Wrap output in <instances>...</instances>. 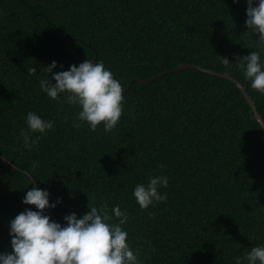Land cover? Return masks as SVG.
Masks as SVG:
<instances>
[{"label":"trees","instance_id":"trees-1","mask_svg":"<svg viewBox=\"0 0 264 264\" xmlns=\"http://www.w3.org/2000/svg\"><path fill=\"white\" fill-rule=\"evenodd\" d=\"M246 8V0H0V252L12 251L10 220L35 209L22 202L32 179L51 200L62 197L48 209L61 224L104 200L126 208L142 264H235L264 244V129L234 82L198 69L135 81L108 132L73 127L78 108L38 83L51 61L67 69L95 53L124 90L195 64L229 72L264 116V93L236 64L259 36L247 32ZM32 111L54 128L28 151L21 133ZM159 174L170 177L160 189L167 200L141 208L134 186Z\"/></svg>","mask_w":264,"mask_h":264},{"label":"clouds","instance_id":"clouds-1","mask_svg":"<svg viewBox=\"0 0 264 264\" xmlns=\"http://www.w3.org/2000/svg\"><path fill=\"white\" fill-rule=\"evenodd\" d=\"M239 3L240 0H234ZM247 32L259 33L256 51L237 57V66L250 81L251 88L264 93V0H246ZM225 65L230 60L223 57ZM60 68V71H53ZM39 88L49 98L78 108L72 126L79 128L86 123L95 131L98 125L108 132L118 124L126 102L124 88L112 70L97 59H85L67 69L53 60L42 71ZM37 68L30 69L37 76ZM51 74V76H49ZM55 81V82H53ZM257 119V118H256ZM264 126V116L257 119ZM54 128L52 119L36 111L27 116L26 130L21 133L24 149L32 151L43 135ZM39 133V135H35ZM163 168V164H157ZM165 174L150 175L146 182L136 183L132 190L141 208L155 207L167 200L161 188L169 185ZM22 202L34 205L19 212L9 222L10 252H0V264H142L141 251L133 248L129 233L124 227L129 213L119 203L110 205L104 200L99 205H88L89 211L78 215L70 212L64 216L66 223L52 219L48 209H55L62 197L51 200L48 189L28 187ZM235 264H264V244L253 245L250 250L234 257Z\"/></svg>","mask_w":264,"mask_h":264},{"label":"water","instance_id":"water-1","mask_svg":"<svg viewBox=\"0 0 264 264\" xmlns=\"http://www.w3.org/2000/svg\"><path fill=\"white\" fill-rule=\"evenodd\" d=\"M96 60H97V53H95V57L93 58V62L95 63ZM184 69H198V70H201V71H203L205 73L212 74V75L218 76V77L227 78V79L231 80L232 82H234L235 85H237L239 87V89L242 91L243 95L245 96L246 100L250 104V106L252 108V112H253L254 118L255 119L259 118L260 114H259V112L257 110L256 104L254 103L252 98L249 96V94L245 91V87L236 78H234L229 72L217 73V72L210 71V70H208L206 68H203V67H201L199 65H195V64H179L177 67H175L173 69H169V70L163 71L160 74H158V75H156V76H154L152 78H149V79L134 78L133 80L130 81V83L128 84V86L124 90L123 95H125V93L130 89V87L133 85V83L135 81H139V82H141L144 85H148V84H150L151 82H153L154 80H156L157 78L161 77L164 74H167V73H170V72H175V71H180V70H184ZM262 128L264 129V126H262ZM32 181H33L34 185L38 188L37 183L35 182V180L32 179Z\"/></svg>","mask_w":264,"mask_h":264}]
</instances>
